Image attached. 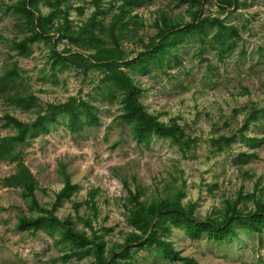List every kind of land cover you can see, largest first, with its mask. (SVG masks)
Masks as SVG:
<instances>
[{"label": "rangeland", "instance_id": "1", "mask_svg": "<svg viewBox=\"0 0 264 264\" xmlns=\"http://www.w3.org/2000/svg\"><path fill=\"white\" fill-rule=\"evenodd\" d=\"M16 1L0 0V76L16 65L19 78L14 89L33 93L37 106L82 99L94 107L96 115L95 123L83 119L76 131L67 128L65 118H58L44 131H30L16 146L18 159L35 180L34 192L40 206L50 208L64 186L63 175H69L76 188L71 201H63L56 216L63 219L70 215L76 219V228L90 233L83 220L91 218L93 210L84 202L93 197L97 211L91 226L109 249L121 243L123 233L130 230L124 207L129 190H140V200L144 201L181 190L182 203L194 204L199 218L215 215L225 200L237 195L243 198L254 194L264 199V0H238L241 6L235 10H222L213 0L200 8L177 0H140L128 8L122 23L116 24L117 47L127 59L141 51L156 33L155 20L160 15L184 24L197 12L236 28L237 36L228 51L215 45V30L205 29L173 41L166 47L162 61L149 65L146 73L131 74L146 111L161 122L174 121L182 129V141H187V146L155 135L148 143L136 141L129 125L119 117V93H107L101 82L103 73L52 67L49 43L31 44L28 57L17 55L11 41L21 39L27 31L24 16L13 9ZM61 2L73 34L90 29L87 21L95 7L89 0ZM123 2L102 0L98 6L104 13L98 18L102 25L116 22L118 17L113 16ZM38 8L47 15V5L39 3ZM49 35L53 40L57 37ZM81 45L63 39L54 49L60 53L69 49L85 57L95 52L90 42ZM35 108L21 112L0 94V137L14 134V129L6 125V115L31 122ZM232 137L227 146L223 145L222 139ZM252 137L255 142L248 141ZM14 171L13 161L0 164V264H79L75 258L66 259L68 250L58 236L43 229L15 228L17 219L29 211L21 188L3 182ZM242 201L252 209L249 198ZM71 202L80 205L76 211ZM168 240L180 256L202 264H264V238L255 232L239 230L236 237L217 243L205 236L191 240L180 229H173ZM154 252L139 251L135 261L181 264L157 257ZM92 261L87 257L80 263Z\"/></svg>", "mask_w": 264, "mask_h": 264}, {"label": "trees", "instance_id": "2", "mask_svg": "<svg viewBox=\"0 0 264 264\" xmlns=\"http://www.w3.org/2000/svg\"><path fill=\"white\" fill-rule=\"evenodd\" d=\"M62 0H17L13 5L15 11L20 12L25 18L26 35L21 39L11 41L16 54L28 57L31 54L30 45L45 41L51 45L52 67L58 65L62 68H75L86 74L89 70L103 73L101 82L105 85L107 93L110 90L119 93L121 102L120 119L130 127L132 137L143 143H148L152 136L165 138L175 145H188L182 141L183 131L174 122H161L157 116L149 113L140 101V88L131 74L146 73L149 65L160 62L165 55L166 47L175 40H180L182 35L189 33H200L205 29L215 30L213 32L214 43L222 51H228L234 37L237 36L236 28L225 24L217 17L199 16L194 12L188 23L180 24L173 18L160 15L155 20L156 33L149 39L144 48L136 55L127 59L125 53L117 47L118 37L114 29L116 24L122 23L131 8L140 0H124L118 10L116 22L108 26L102 25L103 12L98 7L102 0H89L95 7V11L88 18L84 32H71L67 24V14L60 8ZM179 3H187L188 7H202L207 0H177ZM222 9H238L241 5L238 0H213ZM39 3L49 7L47 15L39 11ZM65 3V2H64ZM66 5V3H65ZM64 5V6H65ZM202 12V11H201ZM37 14L38 16H36ZM58 15L57 18L56 15ZM56 19V21H55ZM126 24H123L124 27ZM87 31V32H86ZM121 31V30H120ZM119 31V33H120ZM67 32L72 36H68ZM96 32V34H95ZM49 33L57 34L53 40ZM54 37V36H53ZM75 37V39H74ZM63 39L77 41V45L92 44L90 49L95 51L88 56L72 53L64 49L62 53L54 49L55 45ZM88 41V42H87ZM113 45V46H112ZM82 46V45H81ZM124 68V69H123ZM52 69V68H51ZM19 78L16 65L6 70L0 76V94L3 95L14 107L21 112L35 114L31 122L20 121L14 117L5 116L6 125L14 129V134L0 137V164L4 161H13L15 171L3 179L6 186L20 187L23 198L28 207V215H22L17 219L15 228L17 230L36 231L43 229L50 234L58 236L61 243L66 246L68 254L66 259L75 258L79 264H137L134 255L139 251L154 252L157 257L167 261H179L181 264H202L191 257L180 256L173 248V243L168 240L173 229H180L189 239L197 240L202 236L214 242H222L228 238L236 237L239 230L255 232L259 238H264V199L260 195L250 194L245 197L237 195L233 200H225L223 207L215 215H207L199 218L195 215V205L182 203L184 193L181 190L173 194L156 198L150 201L140 200L141 191L136 193L128 191L126 198V224L130 227L128 232L123 233L122 242L105 248V242L98 233L92 229V219L96 217V205L94 198L85 200V205L92 209L91 218L83 220L85 228L75 227V218L70 215L60 219L56 216L57 209L63 201H71V195L75 186L70 183V176L63 175L64 186L59 190L50 208L39 205L35 197V180L22 160L18 159L15 152L16 146L25 141L30 131L46 130L50 124H55L58 118L66 119V126L71 131H76L83 125V119L87 123H95L96 115L94 108L88 101L82 99H70L60 104H49L45 108L37 106V97L26 91L14 89L15 81ZM8 89H12L7 93ZM108 95V94H107ZM84 120V121H85ZM248 125L245 122L244 127ZM233 139H222L223 145L227 146ZM249 142H255V137L249 138ZM194 142V141H193ZM249 198L252 209L246 206ZM75 211L80 206L71 202ZM93 258L92 262L80 263L84 258Z\"/></svg>", "mask_w": 264, "mask_h": 264}]
</instances>
